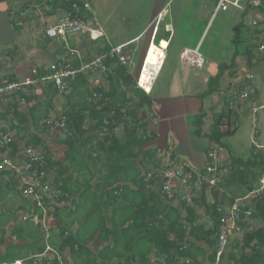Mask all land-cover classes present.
Listing matches in <instances>:
<instances>
[{"label": "crops", "instance_id": "0c3cea01", "mask_svg": "<svg viewBox=\"0 0 264 264\" xmlns=\"http://www.w3.org/2000/svg\"><path fill=\"white\" fill-rule=\"evenodd\" d=\"M54 1L23 0L22 5L19 6L13 4L11 0H0V81L23 80L22 78L26 77L28 73L30 74L31 68L34 66L28 59H18V55L21 52L20 44L26 41V37L20 35L25 27H30L29 30L38 29L36 41L39 43L40 48L37 54L33 46L28 44L32 47L30 51L33 50V52L28 54V57L32 58L35 56L37 58L41 55L44 58L47 56L52 58V63L65 57L61 54L65 50L76 53L79 58L85 60L90 50L95 47H102L104 43L110 46V50L120 45H133L134 47L132 46L131 48H134L135 57H137L138 61L136 64L133 63L134 56L130 53L131 63L129 67L132 71L133 65L135 71V66L143 63L140 87L146 94H150L152 98L150 111H147V113L142 110L138 111V118H141L143 113L146 114L145 122L148 126L146 135L149 143L142 148L137 159L127 154L130 152L134 153V150L113 155L105 154L99 149V151L97 150L98 152H95V155L93 154L91 161L90 155L85 154L83 158L88 157V162H85L82 158L76 164L71 165L70 163H65L68 147L60 142L62 134L59 131L53 132L54 129L52 128L49 130V132L51 131L50 135L49 132L44 134L46 132L44 122L47 119H59L64 115L70 90L64 94L57 95L53 99V109L49 117L47 119L42 118L37 126L31 117V111L36 102L34 101L32 105L27 104L30 92L25 96H23V93L12 96L9 101L16 104V110H10V114H8L9 112L4 113L6 108L5 104H3V99L0 97V116L4 113V118L0 117V131L11 135L14 143L18 146V153L16 155L12 154V157L15 158V163L19 162L18 157L26 148V141L36 135L43 141L39 152L42 155L44 152H49L53 161L61 165L59 171L48 174L47 182L52 187L60 190L55 184V181L60 178L57 176L58 172L61 174L63 183L66 184L68 180L70 181L69 185L63 187L59 197H45L48 203L45 202L44 208L38 207L36 201L31 198H23L17 189L16 192L12 191L8 198L0 203V214L3 213L4 215L0 217V231L4 235L1 240L3 241L2 244L0 241V254H5L11 245L20 244V238L18 234H13V228L31 221L33 225H40L41 241L38 247H43V250L47 243L59 249L54 244H61L59 240L62 234L66 236L65 238L72 237L76 244L84 247L85 250L79 253L78 256L74 255L69 247L66 248L64 254L67 264H125L129 257L134 258L138 264H144V260L147 261V264H173L176 259L168 262L167 256L157 253L152 243L158 230L161 229L159 223L152 222V220L158 211L162 210V207L155 210L157 204L151 201V195L154 194L156 200L160 202H168L160 194L161 184L158 180L162 176L168 160L166 156L160 154L161 151L171 154L172 158L187 164L192 169L202 170L208 163V153L211 149L220 146L210 141V134L218 117L225 110L226 101L232 96L231 92L226 93L224 91L222 85L228 73L222 79L217 92L211 95L208 94L207 98L203 100L206 118L202 128V135H199L197 133L196 120L202 105L200 95L206 92L209 88V79L217 73L214 67L209 65L208 77L204 76L202 75L203 72L196 71L179 59V55L184 49L200 48L201 50L203 46L204 34L196 48L181 47L180 39L183 32V23H187L198 11H207L211 14V18L205 28L206 31L209 28L212 17L218 10L217 0H151L152 6L150 8L147 10L140 8L138 10L139 19L145 21L144 27L124 40H120L109 29L102 28L99 23L98 28L91 26L93 31H95L94 33L87 31L83 34L68 36L66 39L56 38L48 42L44 36L46 29L56 25L67 16V12L61 8L60 3L54 5ZM231 1L235 2L236 0ZM226 5L228 4L224 6ZM239 6H241V8H238L239 12L243 17H246L250 12H254L255 16L251 22L253 32H251L254 36L255 31L261 32V38L264 37V0H240ZM20 12L23 14L22 18L18 16ZM256 20L258 25L254 26L253 22ZM14 22H16L15 26ZM103 29L107 32V35L106 33L104 34ZM157 34L158 40L155 38ZM160 44L166 47L165 50L163 49L165 56L163 62H161V58L159 59L160 55H163V52L158 51L161 47ZM98 56H94L93 59ZM47 67L49 66H43V68ZM131 73L134 74V77L139 74V72L135 74L133 71ZM247 76L249 77L250 74ZM135 79L136 81L139 80H137V77ZM87 81L90 89L98 86L109 88V82L104 78L103 73L97 71ZM162 82L163 87L161 85ZM205 84L208 85L206 89ZM38 93L41 96V100L44 101L45 96L41 95L42 90H39ZM38 93L34 92L33 94L37 95ZM257 97L256 91L255 104ZM51 101H49V106ZM41 109L46 111L45 106L40 107ZM251 110L250 103H245L241 110L237 111L235 121H237L238 127L240 116L251 112ZM15 111L18 112L16 113ZM18 114L24 116L25 122L23 124L20 123L21 119ZM125 121L130 122V119L128 118ZM256 122V119H254L253 136H255V141L259 144L256 139L258 133ZM225 125H228L227 122H224L221 131H225L229 127ZM146 135L141 132L140 137ZM114 136L123 142L127 139L125 124L118 125L114 130ZM95 146L96 142L93 143V147ZM259 146L261 149L258 152L263 151L264 146ZM221 147L223 148L220 153L222 166L229 169L232 159L242 160L230 154H223L225 152L224 145ZM85 151L88 152V148H85ZM253 151H255L254 147L252 153ZM155 152L156 158L154 160L145 156V154L148 156L151 153L155 154ZM8 172L15 178L17 183V174L13 171ZM147 172L149 177L156 172L157 180L153 187L147 186V188L142 189L143 185L141 187L140 179ZM137 173H139L138 177ZM106 177L119 178L123 181L118 183L115 188H112L108 194V189L105 191L101 189L103 180ZM258 180L255 182L254 187ZM113 189H117L119 194L115 195L116 192L112 193ZM180 191L185 193V188L182 187ZM214 191L213 189L205 190V201L200 200L201 192L199 193L198 201L200 205L195 206L198 217L197 225L205 224L208 228L212 227V218L205 210V207L214 203ZM246 191L247 188L242 185H236L225 191L221 189V196L224 192L226 194L223 197L225 202L222 204L223 208L233 205L230 199L234 198L236 201L245 197L247 195ZM17 195L19 197H16ZM168 203L172 210H176L177 214L181 215L182 219H186L187 211L179 199ZM12 210L18 211V216L10 215ZM6 214L9 215L6 216ZM24 218L27 220H24ZM160 219L162 220L163 217H160ZM252 223L254 229L261 225L260 221L256 220H253ZM246 232L232 240L219 264H223L225 260L227 264H234L231 256L237 255V258H239L240 248L243 246L242 241ZM190 240L193 241L191 238ZM32 241V239H28L29 243ZM198 245L203 248L205 246L204 243ZM238 246L239 248H237ZM107 251H109L108 256L104 255ZM113 251H116L115 258L109 257ZM24 254H27V258L17 259L16 261L26 260L36 255L26 252ZM245 254L251 256V251L245 250ZM209 255L210 251L205 255V264H210ZM214 264H216V261Z\"/></svg>", "mask_w": 264, "mask_h": 264}, {"label": "trees", "instance_id": "16d2710c", "mask_svg": "<svg viewBox=\"0 0 264 264\" xmlns=\"http://www.w3.org/2000/svg\"><path fill=\"white\" fill-rule=\"evenodd\" d=\"M74 2L83 7L84 0H55L53 4L58 5V3H60L59 5H61V8L67 12V15L70 14L71 16H75L76 12L73 9ZM91 13L88 10L83 9V11H80L78 14V17L88 22L91 17H94ZM15 23L16 22H14V26ZM244 29V23H240V25L234 27V39L232 40V43L236 46V48H239L240 45L244 43ZM260 34L261 32L255 31L254 36L252 33L251 39H248V46L246 47L245 54L243 53L245 55L247 66L250 69L256 65L255 57L256 52L259 50V42H264V37L261 38ZM157 37L158 34L155 37L156 40H158ZM47 40L48 42L53 41L51 38H47ZM132 46L133 45L127 46L125 51H132V55L135 57L136 52L134 51V48H131ZM109 51L110 46L107 43H104L102 47H95L93 50H90L85 57V60L79 58L76 53H72L69 50L62 51L61 54L65 56L63 57L64 59L68 58L71 60L76 68H80L81 64L92 61L94 56H101L108 53ZM238 53L239 52L234 54L231 65L219 66L218 74L209 79V88L206 90V92L200 95V98H202V105L196 120V126L198 129L197 133L199 135H202V128L206 118L203 100L207 98L208 94L211 95L214 92H217L219 85L227 72L229 78L233 81V85L236 84L237 63L235 58ZM106 66L108 70L107 72L103 73V75L104 78L109 82V88L98 86L96 88L90 89V85L87 80H89V77H91L94 72L79 74L77 79L70 85L69 90L71 92L67 96V103L63 113V116L67 118V124L64 129H58V131L62 134L60 142L62 145L68 147L65 163L74 165L79 160H81L85 154L90 155L89 158L91 161L93 154L95 155V152H98L99 149H101L100 151L104 152L105 154L113 155L134 150V153L130 152L127 154L132 155L137 159L140 156V151L142 148L149 143L148 137L146 135L148 128L145 122L146 114L143 112L147 113V111H150L152 107L151 95L146 94L145 91L137 85L134 74L131 73L132 71L129 67L130 64L127 66L123 65L119 58H115L106 61ZM43 69L44 68H41L40 71H43ZM39 90H42L41 95L45 96L44 101L41 100V96L38 93ZM28 92L31 94L27 99V104L32 105L34 101L36 102L33 106V110L31 111V117L34 124L37 126L42 118L47 119L49 117V114L53 109V99L59 95V91L56 85L52 83H46L40 85L39 87H33L32 89L26 91V94L24 92L23 96L27 95ZM34 92H37L38 94L35 95L33 94ZM94 93L99 94V97L94 99ZM12 96L7 97L8 102L3 103L5 104L6 108L4 113L9 112L8 114H10V110H16V104H13L12 101H9L11 100ZM230 99L226 101L225 110H223V113L218 117L215 127L210 134V141L221 146H223V140L235 135L237 130L231 131L230 129V126L236 122L235 118L237 113V110L231 106ZM49 101H51L50 106ZM43 106H45L46 111H42V109L40 110V107ZM139 110L143 111L141 118H138ZM15 112L17 113L18 111ZM113 112L115 114L113 118H111V114ZM4 113H1L2 116L0 117H2V119L4 118ZM18 117L21 119L20 123L23 124L25 122L24 116L22 114H18ZM128 118L130 119V122L125 121ZM47 120L44 122L46 133H48L50 130ZM104 121H110V125L107 127L105 133L103 132ZM225 121L229 127L225 131H221ZM119 124H125L127 139L124 142L114 136V130ZM85 127H87V129H85ZM141 132H144L146 136L140 137ZM94 142H96L95 147H93ZM42 145L43 141L36 135L33 136L32 139L26 141V148L33 147L39 150ZM11 146L13 154L16 155L18 153L17 144L12 143ZM85 148H88V152L85 151ZM42 156L46 161V165L43 169V172L45 173L43 181H47L48 174L59 171L61 165L53 161L49 152H44ZM145 156L154 160L156 158V152L155 154L151 153L148 156L145 154ZM87 158L88 157L83 158V160L88 162ZM263 172L264 150L257 153L253 151L252 157L246 161L232 159V163L229 167V175L220 183L219 189H213L215 190L213 193L215 199L214 203L205 207V210L209 213L213 222V225L210 228H208V226L205 224L197 225L198 217L195 206L200 205L198 201L199 198H196L191 204L182 202L183 207L187 211L186 219H182L181 215L179 213L177 214L176 210H172L170 208L168 203L170 201L168 199L165 198V201H168L166 203L162 201L160 202L156 200V196L152 194L151 201L157 204L155 210L159 209V207H162V210H159L152 220V222H158L159 227L161 228L158 230V233L155 236L156 238L152 242L156 252L167 256L166 259L168 262H172L177 258H189L200 264H203L206 253L210 251L208 260L210 264H214L216 261V241L221 215L218 212V209L220 206H222V204L225 203L223 197L226 196V194H224L225 192L221 196L220 190L223 189L225 191L233 188L236 185H242L243 187L247 188L246 192L248 194L254 189L255 182L259 179L261 173L263 174ZM147 174L148 172L140 179L141 187L143 185L142 189L147 188V186L153 187L156 183L157 173L155 172L151 175V177H149ZM57 176L60 178L55 181V184L60 188V190L63 191V187L69 185L70 181L68 180L66 184L63 183L60 172H58ZM138 176L139 173H137V177ZM121 181L123 180L119 178L113 179L106 177L103 180V186L101 189L104 191L108 189L107 193L109 194L110 190L115 188V186ZM16 189L20 192L19 194H21L19 183H16L15 178L11 176L9 172L0 173V203L8 198L12 191L16 192ZM205 190L206 189L203 188L200 193V200L202 201H205L206 199ZM111 192H116L115 195L119 194L117 189H113ZM16 197H19V195ZM230 201L231 204H233L235 199H230ZM45 202L48 203V200L46 199ZM247 209H251L253 211L252 219L260 221L261 225L257 229L247 231L244 234L242 241L243 246L240 248L239 258H237V255H232L231 257L234 260V264H264V197L255 201V203L251 206H248ZM8 215L9 214H6V216ZM10 215L18 216V211L12 210ZM1 216H4L3 213L0 214V217ZM160 217H163V219L161 220ZM13 234H18L20 238V244L11 245L10 248L6 250L5 254H0V264L11 262L14 263L17 259L27 258V254H24L25 252L34 255L43 251V247H38L39 242L41 241V230L39 224L33 225L31 221H27L24 225H17L14 227ZM65 237L66 236L62 234L59 240L61 244H54L60 249H58L59 251L64 253V250L69 247L71 252L78 256L79 253L85 250L84 247L76 244L72 237ZM190 238L193 239V241H191ZM28 239H32L33 241L29 243ZM2 242L3 241H1V244ZM200 243H204L206 247H199L198 244ZM237 248H239V246ZM245 250H250L251 256H247L245 254ZM108 253L109 251H107L104 255L108 256ZM115 255L116 251H113L112 255L109 257L115 258ZM143 263L147 264V261L144 260ZM125 264L138 263H136L134 258L129 257L127 258Z\"/></svg>", "mask_w": 264, "mask_h": 264}, {"label": "built area", "instance_id": "2783aa9c", "mask_svg": "<svg viewBox=\"0 0 264 264\" xmlns=\"http://www.w3.org/2000/svg\"><path fill=\"white\" fill-rule=\"evenodd\" d=\"M11 1L13 4L20 6L23 0ZM239 2L240 0H236L235 2L218 0V9L225 4H231L234 7L241 8ZM73 9L76 12L75 16L68 14L65 19L46 29L44 36L51 39H66L68 36L85 33L86 31L94 33L95 31H93L91 26L98 28V20L95 17H91L90 20L86 22L84 19L78 17L82 8L73 4ZM83 9L90 12L92 10L89 3H85ZM18 16L22 18L23 14L20 12ZM253 25L257 26L258 21H254ZM126 47L127 45L117 46L108 53L96 57L89 63L81 64L80 68H76L71 60L62 58L52 63L49 67L44 68L43 71H40L38 68L31 69L29 76L24 80L13 79L3 80V82L0 81V97L4 102H8L7 97L24 93L33 87H39L46 83L56 85L59 94H64L70 89L71 83L77 79L79 74L95 71L100 73L107 72L108 68L106 66V61L109 59L119 58L123 65H129L132 55H130V53L132 52L125 51ZM163 49L165 50L166 47L161 46L160 49H158V51L163 52V55L159 57V59H162L161 62L164 61L165 57ZM259 51L264 54V42H260ZM179 59L195 70H204L205 58L200 48L184 49L180 53ZM252 79L251 75L249 77L246 76L244 80L237 81L236 84L233 85L230 103L237 111L241 110L245 103H250L252 111L257 113L258 109L255 104L256 89ZM138 86L140 87L139 81ZM98 97L99 94H93L94 99ZM114 114V112L111 114V118H113ZM47 124L50 126V129H57L58 131V129H64L66 127L67 118L61 116L59 119H49ZM109 125L110 121H104V133ZM237 128V121L230 126L231 131H235ZM85 129H87V127H85ZM253 139V147L257 153L261 147L255 141V136H253ZM13 142L14 139L11 135L0 131V173L4 171H13L16 173L21 196L35 200L38 207L44 208L46 196L57 198L62 192L52 187L47 181H43L45 177L43 169L46 165V161L38 149L27 147L20 157H18L19 162H17V164L15 163V158L12 157L13 150L11 145ZM222 151V147L211 149L207 156L208 163L202 170L192 169L187 164L172 158L171 154H166L165 151H161L160 154L168 158L165 164V170L158 179L161 184V196L169 201L179 199L181 202L191 204L199 197V193L203 188L206 190L219 189L220 183L229 175V169L222 166L220 163V153ZM182 187L185 188V193H181L180 189ZM262 197H264V173L259 178L254 189L245 197L239 198L228 208H223V206L219 207L218 212L221 215L216 241V264L221 263L232 240L236 236L243 234L245 231L254 229L252 223L253 211L247 209V207L253 205L255 201ZM24 220L27 219L24 218ZM3 238L4 235L0 231V241ZM9 264H67V262L63 252L47 243L41 253L29 259L18 260ZM173 264L200 263L189 258H183L176 259Z\"/></svg>", "mask_w": 264, "mask_h": 264}, {"label": "rangeland", "instance_id": "374dc122", "mask_svg": "<svg viewBox=\"0 0 264 264\" xmlns=\"http://www.w3.org/2000/svg\"><path fill=\"white\" fill-rule=\"evenodd\" d=\"M150 1L151 0H84L83 6L85 3H90L92 13L90 11L89 12L98 20L102 28L109 29L113 34L117 35L120 40H124L129 35L140 31L144 27L145 21L139 19L138 10L140 8H145L146 10L150 8V6H152ZM74 4L81 7L83 11L82 6L76 2H74ZM237 9L238 8L231 4L219 8L214 17H212L209 28L206 31L205 28L210 21L211 14L207 11L201 10L196 12L194 14L195 18L193 15L187 23H183L180 45L181 47L186 46L196 48L198 42L204 34L201 53L205 58V66L204 70L196 71L203 72L202 75L207 77L209 65L213 66L215 72L218 74L219 66L231 65L234 54L239 52L235 58L237 63V78L235 83L237 81H241L248 74L252 76L253 85L258 96L256 101L258 110L257 113H254L251 110V112H247L240 116L239 127L236 134L231 138L229 137L224 139L225 141L223 140L225 148V152L223 154H230L231 156L246 160L252 157L254 119L257 121L256 130L258 133L256 139L259 142V145L264 146V107H262V105H264V56L263 53L258 50L255 57L256 65H254L251 69L247 66L244 54L246 47L248 46V39H251L252 37L251 33L253 32V27H251V22L255 15L254 12H250L246 17H243L239 12V9ZM240 23L245 24V29L243 30L244 43H242L239 48H236V46L232 43V40L234 39V27ZM29 29L30 27H25L20 33V35L26 37V41L20 44L21 52L18 55V59L25 58L28 59L29 62H32L34 66L31 69H40L43 68V66H50L52 63L51 57L45 56L42 58L41 55L37 58L35 56L32 58L28 57V54L33 52V50L30 51L32 47L28 44L33 46V49L37 51V54L40 50L39 43L36 41L38 38V29ZM104 29L103 32L107 35V32ZM133 59V63L136 64L138 61L137 57H134ZM140 64L141 63L135 66V71L132 65L133 73L137 74L139 72L141 69ZM27 76H29V73ZM135 77H137L138 80V75ZM24 78L22 79L24 80ZM161 85L163 87V82ZM222 85L224 91L226 93H230L233 88V81L228 75H226ZM207 87L208 85L205 84V89ZM53 132H57V129L53 130ZM44 134L47 133L45 132ZM219 147H221V145ZM205 263L206 262L203 264ZM223 264H227L226 260Z\"/></svg>", "mask_w": 264, "mask_h": 264}, {"label": "clouds", "instance_id": "9594fccd", "mask_svg": "<svg viewBox=\"0 0 264 264\" xmlns=\"http://www.w3.org/2000/svg\"><path fill=\"white\" fill-rule=\"evenodd\" d=\"M149 52V51H148ZM147 55H148V53L146 54V57H147ZM144 60H145V58H144ZM144 60H143V62H144ZM146 62V61H145ZM145 62H144V64H145ZM142 76V75H141ZM140 78V77H139ZM138 78V79H139ZM139 81V80H138ZM138 81H137V85H138ZM141 88V87H140ZM142 89V88H141ZM48 121V120H47ZM14 143V142H13ZM26 149V148H25ZM24 151V150H23ZM13 154V153H12ZM22 154V153H21ZM13 155H15V154H13ZM4 172H8V171H4ZM4 172H1V173H4Z\"/></svg>", "mask_w": 264, "mask_h": 264}, {"label": "water", "instance_id": "95a60500", "mask_svg": "<svg viewBox=\"0 0 264 264\" xmlns=\"http://www.w3.org/2000/svg\"><path fill=\"white\" fill-rule=\"evenodd\" d=\"M145 56V55H144ZM145 58V57H144ZM142 65H143V63H141V68H142ZM145 65V64H144ZM142 73H143V70H142V72H141V69L139 70V74H138V77H140L141 75H142Z\"/></svg>", "mask_w": 264, "mask_h": 264}, {"label": "bare ground", "instance_id": "6f19581e", "mask_svg": "<svg viewBox=\"0 0 264 264\" xmlns=\"http://www.w3.org/2000/svg\"><path fill=\"white\" fill-rule=\"evenodd\" d=\"M149 53V52H148ZM139 83L141 84V77H140V79H139Z\"/></svg>", "mask_w": 264, "mask_h": 264}]
</instances>
